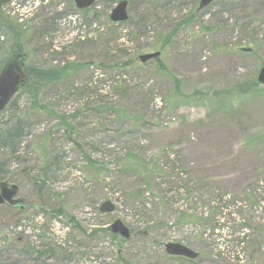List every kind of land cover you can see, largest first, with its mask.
Instances as JSON below:
<instances>
[{"label":"rangeland","instance_id":"1","mask_svg":"<svg viewBox=\"0 0 264 264\" xmlns=\"http://www.w3.org/2000/svg\"><path fill=\"white\" fill-rule=\"evenodd\" d=\"M117 1L0 8V31L8 20L22 34L6 38L0 57L20 48L26 66L72 69L44 91L48 110L29 113L18 157L0 149L25 206H0V256L15 264H264V88H251L264 66V0H219L202 11L199 0H127L122 24L110 20ZM151 51L161 52L163 69L138 61ZM136 158L144 165L128 164ZM107 200L115 211L103 214ZM116 219L129 239L109 230ZM169 242L198 257L168 256Z\"/></svg>","mask_w":264,"mask_h":264},{"label":"trees","instance_id":"2","mask_svg":"<svg viewBox=\"0 0 264 264\" xmlns=\"http://www.w3.org/2000/svg\"><path fill=\"white\" fill-rule=\"evenodd\" d=\"M108 1V7L110 8L115 2V0ZM217 1L219 0H216V2ZM4 23L6 26L5 30L7 32L5 33L4 30L0 31V37L3 38L2 40H0V50L4 49L3 44L6 43V38L9 39L13 36L22 35L21 30L19 29V27H16L15 24H10L8 20H5ZM7 28H9V31L7 30ZM147 47L150 50H153L154 48V46L152 45ZM14 53H24V51L20 48H6L5 54L0 57V71L9 59V57ZM151 62L158 64V67L163 69V65H161L162 62H160L159 58ZM132 64L133 62H130L125 65L130 66ZM70 70H72L70 65H65L58 69H46L35 65L26 66L27 83L21 89V91L12 99V101L8 104L5 110L0 113V120L5 117V120L1 121L0 123V149L6 150L10 152L11 155H17L18 157L19 147L22 142V139L25 137L26 133L28 132V129L31 126L29 122V113L40 109L44 111L48 110V107L42 105L41 103V97L43 96L44 91L48 87L54 86L58 82L62 81L63 77ZM251 88L257 89L258 86L256 85V83L252 82ZM68 129L70 130L71 127H69ZM130 162H132L133 164H131ZM140 163L144 165L141 159L138 160L136 158V160H130L128 164L131 166L136 164L137 167H139L142 166L140 165ZM3 166L4 162L0 159V182L3 180L10 181V173L8 170L3 169ZM49 168L50 166L48 167L47 164L41 167L37 178H35V184L39 187V190L45 189ZM34 257V259L38 261L41 260L44 256ZM0 264L15 263H7V261L3 259L2 256H0Z\"/></svg>","mask_w":264,"mask_h":264},{"label":"water","instance_id":"3","mask_svg":"<svg viewBox=\"0 0 264 264\" xmlns=\"http://www.w3.org/2000/svg\"><path fill=\"white\" fill-rule=\"evenodd\" d=\"M11 0H0V8L7 4ZM96 0H74L77 8L85 9L92 6ZM215 0H200L198 10H202L208 7ZM110 19L114 23H123L128 19V1H119L110 13ZM160 53H149L139 57V60L144 63L156 57H159ZM26 55L14 54L4 65L0 72V112L6 107L12 97L22 88L27 81V76L24 72V62ZM257 83L264 86V66L259 70L257 76ZM18 194V186L16 184H10L8 181L0 182V204H19V208L22 211L25 206L21 205L22 199L16 198ZM115 206L111 201H105L100 206L102 213H112ZM111 231L115 234H119L124 238L130 237L129 229L120 221L115 220L111 227ZM165 251L171 256L185 257L189 259H195L198 254L188 247L180 243H167L165 245Z\"/></svg>","mask_w":264,"mask_h":264}]
</instances>
